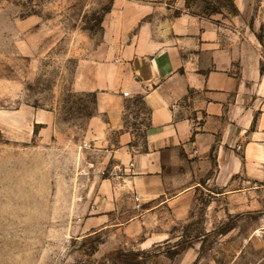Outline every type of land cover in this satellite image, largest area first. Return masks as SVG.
Masks as SVG:
<instances>
[{"label":"crops","instance_id":"obj_1","mask_svg":"<svg viewBox=\"0 0 264 264\" xmlns=\"http://www.w3.org/2000/svg\"><path fill=\"white\" fill-rule=\"evenodd\" d=\"M232 2L236 12L205 16L189 0H111L77 82L95 94L85 134L101 157L93 166L111 167L93 178L103 196L99 225L152 232L155 244L211 180L223 194L264 190V0ZM138 104L146 113L130 120ZM21 112L53 134L55 111ZM134 195L141 209L121 221Z\"/></svg>","mask_w":264,"mask_h":264},{"label":"rangeland","instance_id":"obj_2","mask_svg":"<svg viewBox=\"0 0 264 264\" xmlns=\"http://www.w3.org/2000/svg\"><path fill=\"white\" fill-rule=\"evenodd\" d=\"M110 4L0 0V264H264V190L223 194L211 180L189 216L155 244L147 242L152 232L98 224L103 196L93 178L111 167L93 166L101 157L85 134L95 94L77 82L102 40ZM189 8L234 12L229 0H189ZM137 106L130 120L143 110ZM23 107L55 111L53 134L26 124ZM123 208L120 220L128 221L141 204L126 199Z\"/></svg>","mask_w":264,"mask_h":264},{"label":"trees","instance_id":"obj_3","mask_svg":"<svg viewBox=\"0 0 264 264\" xmlns=\"http://www.w3.org/2000/svg\"><path fill=\"white\" fill-rule=\"evenodd\" d=\"M229 4H230V6L232 7L233 11L236 12L237 10H236L235 6L233 5L232 0H229ZM263 30H264V29H263ZM259 39H260L262 42H264V34H263V33H260V34H259Z\"/></svg>","mask_w":264,"mask_h":264},{"label":"built area","instance_id":"obj_4","mask_svg":"<svg viewBox=\"0 0 264 264\" xmlns=\"http://www.w3.org/2000/svg\"><path fill=\"white\" fill-rule=\"evenodd\" d=\"M134 198H135L136 206L139 208L140 207V203H139V197H138V195H135Z\"/></svg>","mask_w":264,"mask_h":264}]
</instances>
